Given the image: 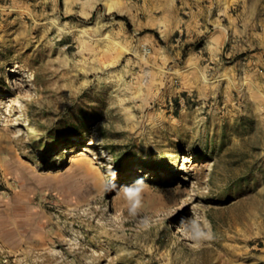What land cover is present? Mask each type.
Instances as JSON below:
<instances>
[{"label":"rangeland","instance_id":"374dc122","mask_svg":"<svg viewBox=\"0 0 264 264\" xmlns=\"http://www.w3.org/2000/svg\"><path fill=\"white\" fill-rule=\"evenodd\" d=\"M0 264H264V0H0Z\"/></svg>","mask_w":264,"mask_h":264},{"label":"clouds","instance_id":"9594fccd","mask_svg":"<svg viewBox=\"0 0 264 264\" xmlns=\"http://www.w3.org/2000/svg\"><path fill=\"white\" fill-rule=\"evenodd\" d=\"M139 194H140V188H136L135 190H125V195L131 200L132 198H135V206L131 209V212L135 214V207H139ZM209 231L205 232L197 227V229L194 232L189 233V238L196 241V243L193 245V247H199L201 241L204 240H211L212 235L210 232V226Z\"/></svg>","mask_w":264,"mask_h":264},{"label":"bare ground","instance_id":"6f19581e","mask_svg":"<svg viewBox=\"0 0 264 264\" xmlns=\"http://www.w3.org/2000/svg\"><path fill=\"white\" fill-rule=\"evenodd\" d=\"M176 230H178V231L181 230V227L180 226H177Z\"/></svg>","mask_w":264,"mask_h":264}]
</instances>
